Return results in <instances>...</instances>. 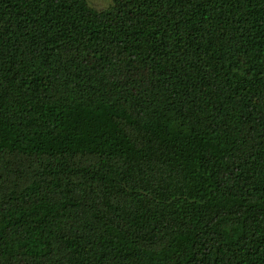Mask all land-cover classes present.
Returning <instances> with one entry per match:
<instances>
[{
  "label": "trees",
  "instance_id": "16d2710c",
  "mask_svg": "<svg viewBox=\"0 0 264 264\" xmlns=\"http://www.w3.org/2000/svg\"><path fill=\"white\" fill-rule=\"evenodd\" d=\"M0 264H264V0H0Z\"/></svg>",
  "mask_w": 264,
  "mask_h": 264
},
{
  "label": "rangeland",
  "instance_id": "374dc122",
  "mask_svg": "<svg viewBox=\"0 0 264 264\" xmlns=\"http://www.w3.org/2000/svg\"><path fill=\"white\" fill-rule=\"evenodd\" d=\"M87 1L99 10L106 9L111 4V0H87Z\"/></svg>",
  "mask_w": 264,
  "mask_h": 264
}]
</instances>
